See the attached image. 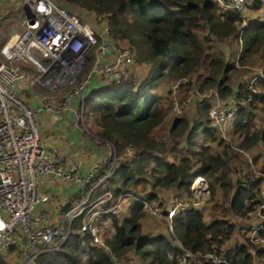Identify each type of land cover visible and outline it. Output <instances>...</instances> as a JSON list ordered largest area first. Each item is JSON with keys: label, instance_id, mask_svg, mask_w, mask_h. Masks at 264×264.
<instances>
[{"label": "trees", "instance_id": "1", "mask_svg": "<svg viewBox=\"0 0 264 264\" xmlns=\"http://www.w3.org/2000/svg\"><path fill=\"white\" fill-rule=\"evenodd\" d=\"M64 1L82 7V11L104 15L105 18H99L107 22L111 37L126 40L135 50L136 63L147 64L148 71L139 82L133 76H127L119 83L99 87L85 97V112L98 119L100 130L97 134L111 140L118 152H123L128 145L135 149L133 157L122 159L106 185V190L115 197L123 192L132 196L127 198L131 202L129 215L120 221L119 211L112 218L113 234L102 233L108 250L94 244L89 233L86 236L72 234L62 251L42 254L36 262L112 264L111 255L122 257L134 251L147 264H179L181 248L174 246L166 235L142 232L140 220L145 211L140 200H157V191L169 187L183 189L191 195L193 181L203 177L209 181L208 189L212 196L217 183L222 187L224 198L234 187L228 205L222 204L220 209L246 219L251 218L248 212L260 202L262 176L248 169V174L233 181L230 173L234 171L228 166L229 160L222 157L223 154L233 157L228 154L227 145L222 152L213 153L204 144L206 140L217 141L218 138L209 125V102L201 100L195 115L187 118L171 113V90L165 105L161 103L162 96L154 89L164 76L188 77L184 86L186 84L187 88L199 91L214 87L222 100L232 95H243L244 83L238 84L237 91L233 92L231 78L238 66L248 63L253 55L261 53L264 59V23H251L238 30L237 26L243 22V10L222 12L214 0ZM260 5L246 9H256ZM234 37L240 50L238 66L234 62L226 63L223 53L216 49L217 43ZM197 68H204L206 74L194 76ZM258 87L262 94L255 95L254 103L248 109L236 111L232 118V132L238 133L237 145L240 148H250L260 140L264 142V128H255L252 122L256 103H264V81ZM179 95L187 96L181 91ZM260 109L264 111V104ZM169 114L175 116L169 127V139H158L155 130ZM218 143L224 144L220 139ZM141 181L150 182L152 191L143 194L132 192L133 185ZM199 181L196 185L200 184ZM69 206L67 204L65 209ZM76 223L79 224V219ZM235 230L234 222L226 218L216 217L209 223L205 222L202 213L193 207L172 218V234L180 241L181 247L195 254L207 252L212 243L216 244V252H220L223 245L230 243ZM249 231L241 242L226 249L229 264L264 263V244L248 238ZM258 236L264 237V226L258 230ZM198 261L214 264L202 256ZM0 264H9L2 255Z\"/></svg>", "mask_w": 264, "mask_h": 264}, {"label": "built area", "instance_id": "2", "mask_svg": "<svg viewBox=\"0 0 264 264\" xmlns=\"http://www.w3.org/2000/svg\"><path fill=\"white\" fill-rule=\"evenodd\" d=\"M214 1L222 12L242 11L264 2ZM20 7L21 18L16 31L0 47V255L10 250L20 256L22 264H37L40 255L62 251L72 234L86 236L87 233L94 244L108 250L102 233L114 228L113 216L119 213L122 203L132 197L127 192L115 197L106 190L107 181L119 166L116 146L111 140L92 134L100 156L82 175L75 165L67 166L58 160L52 147L44 146L37 133V119L42 111L58 112L75 101L77 122L88 132L84 120L85 89L95 81L99 88L133 76L138 70L137 65L134 69L135 50L112 38L106 21L99 18V23H92L83 13L55 0H21ZM28 77L35 79L52 96H36L39 101L35 105L27 104L22 99V91L31 89ZM186 80L179 79L170 89L174 113H180L191 99L175 98ZM262 81L264 68L261 66L244 79L243 95L222 100L214 92L217 97L208 119L219 139H226L227 127L235 112L248 109L254 103ZM123 152L130 157L135 155L131 145ZM242 153L250 158L246 151ZM46 176L77 183L74 198L63 210L59 223H44L42 214L34 213L35 204L46 199L41 198L38 191V185ZM261 176L260 202L248 212L260 219L249 231L248 238L264 244V237L258 236V230L264 226V173ZM140 201L146 211L164 218L170 231L173 216L190 207L181 198H173L167 209ZM180 248L182 264H191L197 255L214 264H229L226 252H216L215 243L203 254ZM111 258L112 264H127L118 256L111 255Z\"/></svg>", "mask_w": 264, "mask_h": 264}, {"label": "crops", "instance_id": "3", "mask_svg": "<svg viewBox=\"0 0 264 264\" xmlns=\"http://www.w3.org/2000/svg\"><path fill=\"white\" fill-rule=\"evenodd\" d=\"M20 2L21 0H0V20H1V17H2V21L8 19L11 15L10 10L14 9L17 6V4L20 5ZM262 8H264V2L256 9L259 10ZM249 10H252V9H249ZM81 12L84 13V11H81ZM246 14L247 13L245 12L243 16H245ZM225 48L228 50V53H229L230 48L228 47V45H226ZM237 49L238 47H236V50ZM258 63H260V61ZM137 67H138V70L136 73L138 75L141 73L139 70L141 67H144V68L146 67L148 69L147 64H144V63L137 65ZM246 75L247 73L241 74L240 78L237 79V82L235 83L234 86H233L232 79H231V85H232L233 92L237 91L239 85L242 84L243 80L249 76V75L247 76ZM145 77L146 76L144 75V77L142 78L144 79ZM95 82L90 84L89 87L85 89V92H84L85 96L89 95V93L92 92L93 90L98 89L96 86H99V83H95ZM24 91H22V99L27 104L35 105V103L39 101V99L36 97L37 95L34 92H30L29 90L27 95L26 94L23 95ZM168 91L169 90H167V92L164 94L162 98L167 97ZM29 92L31 93L30 95H29ZM46 92L48 93L49 91L46 90ZM158 94L161 95L160 93ZM197 106L198 105L192 106V108H194L193 116L195 115ZM46 113H50V114H46ZM255 116H257V120L255 118V121L258 123V127H259L261 125L259 124L258 119L259 120L264 119V112L259 110V112H255ZM94 117L95 116H92V114L89 116V121H88L89 131L87 132L84 129H82L77 122L76 103L75 101H73L66 109H63L58 112L42 111L40 112L38 119H37V133L40 139L42 140L44 146L52 147V149L55 150L58 160H60L63 164L67 166L75 165L77 168V171L82 175L85 173V171L89 170L97 162L100 156V153L97 149V146L92 136V134H97L100 130V126L98 125L97 122L94 121ZM170 117H171V114H169L165 118L164 122L167 121V119ZM230 131H231V128H230ZM235 134L238 135V133H235ZM234 137L237 139V143H238L239 137L237 138L235 135ZM204 144L208 145L211 148V151L213 153L223 151V147L222 148L220 147L222 145L218 143V140L214 141V140L209 139V140H206ZM247 150L253 156H256V157H254V161L252 162L250 167L243 168V167H239L238 165L236 166L237 169L231 167L232 170H234V172L236 171L237 174L242 175L246 171H248V169L261 171L260 167L263 166L264 168V142L260 140L256 142L255 144H253L250 148H247ZM248 161L251 162V157L248 158ZM246 165L249 166L248 163H246ZM233 173L231 172L230 175L233 177L232 180L235 181L236 177L234 176ZM198 179H200L202 182L199 181L200 184L198 187H196L195 185ZM76 187H77V183L74 181H66L58 177L46 176L41 181V184L38 185V191H39L41 198L46 197V199L39 200L35 204L34 213L36 215L42 214V218H43L42 222L44 223L61 222L62 212L67 206V204H69V202L74 197ZM231 188L232 189L228 190L229 196L227 195L226 197V200L228 202L234 192V189H233L234 187H231ZM132 189L135 190L137 194H143L146 191L152 190V187H151L150 182L141 181L133 185ZM162 192L169 195L167 198V202L165 203H163L162 199L160 198ZM178 193L181 194L184 199H188L191 201V202H188L190 204V207L198 209L202 213L203 219L205 222L209 223L216 217L227 219V217L218 215L219 208L217 206H219V204L224 201V197L222 196L223 190H222V187L218 183L215 185V192L213 196L210 194V191L208 189L207 180L203 177H197V179L193 181L191 185V195L189 196L186 194V192L183 189H177L175 187L161 188L157 191L159 202H155V203L159 206H163L164 208L166 207L168 208V206H170L173 202V197L175 196V194H178ZM194 193H197V194L194 195ZM192 197H195V198H192ZM209 199L211 200L209 201ZM130 204L131 202L129 200H125L122 203L121 205L122 210L120 209V214L118 216L120 221L129 215ZM227 205L228 204L226 203L225 206ZM146 214L149 215L148 213H145V215ZM249 216L252 217V215L250 214ZM145 218L146 217L140 220L142 232L149 233V234H155V233L165 234L162 232V230L167 231V226L165 224L163 225L165 229H162L161 232H153L148 228H144L143 220ZM158 219H161V218L158 217ZM113 232H114V228H111L109 234L111 235L113 234ZM171 234H172V231H171ZM172 236L174 237L175 240L169 238V241L174 246H177L180 248L181 247L180 241L176 238L175 235L172 234ZM132 253L134 252L129 251L126 253L128 254V256L124 257L125 255L124 254L122 257L125 259H131L132 263L136 264L135 259L129 256V255H133ZM10 255H13V253L6 251L2 254V257L6 260L7 258L9 259ZM179 264H181L180 261H179Z\"/></svg>", "mask_w": 264, "mask_h": 264}, {"label": "rangeland", "instance_id": "4", "mask_svg": "<svg viewBox=\"0 0 264 264\" xmlns=\"http://www.w3.org/2000/svg\"><path fill=\"white\" fill-rule=\"evenodd\" d=\"M55 1L61 3L62 5L70 8V9H73L76 12H80L82 14V12H81L82 11V7H79V6L75 5L74 3H68V2H66L64 0H55ZM218 9L220 10L219 7H218ZM245 12L247 14L245 16H243L242 24L237 26L238 30L243 28L245 25L251 24V22H253V23H261V24L264 23V8L259 9V10H257V9H252V10L245 9L242 13L244 14ZM10 14L11 15H10V17L8 19L2 21V17H1V20H0V47L16 31L17 23L19 24L20 18H21V7H20V5L17 4V6L14 9L10 10ZM84 15L85 16L87 15V18L92 23H94V22L99 23L100 22V21H98L99 20V16L100 17H104V15H100V14L97 15V13H95V12H90V11H85V10H84ZM256 25H259V24H256ZM235 38L236 37H234L231 40H228L226 42L217 43L216 44V49L223 53L224 60H225L226 63L234 62L238 66L237 59H238L240 50H239V48L236 50V40H235ZM225 40H227V39H225ZM239 41H240V39L238 40V43H239ZM119 42L122 43V44H129L127 41H119ZM226 45H228V47L230 48V50H229L230 52L229 53H228V50L225 48ZM89 55L91 57V52L89 53ZM262 55H261V53H257V54L253 55L250 58L248 63H246L244 65H241V66H238L237 70H235L233 72V75H232V78H231L233 86L237 82V79L240 78L241 74H244V73H247V75L252 74V73L256 72L258 67L264 66V59L262 58ZM259 61H260V63H258ZM136 65H139V64L138 63L135 64V62H134V69H135ZM85 70L86 69H84L83 72ZM139 70L141 72L139 75L136 73V70L134 71V75H133V77L137 79V82H139V80H141L142 77H144V75L147 76V71H148V69L146 67L145 68L141 67ZM199 74H206L205 69L204 68H197L194 71V73H193L194 76H198ZM181 78L184 81L186 79H188V77H181ZM181 78H177L176 79V78H173L172 76H164L159 81V84L156 87L155 91L160 93L162 95V97H163L164 94L167 92V90H170L171 87L174 84H176V82L179 79H181ZM28 80H30V77H28ZM29 85H30V88H31L30 92H34L37 96H40V97H50V96H52V94H50V92L47 93L46 92L47 89H44L42 86H40L35 81V79L30 80L29 81ZM180 91H181V93L185 92V94H187L186 97H191V102L189 101L188 106L184 107L182 109V112L179 113L180 116L181 115L182 116H186L187 118H190V117L193 116L194 108H192V106L199 105L201 100H206L212 106L215 98L217 97L214 94V92H216V88H214V87H210V88H208V89H206L204 91H199L196 88H187L186 84H185V86L183 84V85L180 86V88H179V90H178V92H177V94L175 96V98L179 99V100L186 98V97H181L179 95ZM30 92H29V95L31 94ZM260 93L262 94L261 89H260ZM25 94L27 95L28 92L24 91L23 95H25ZM171 95H172V93H171ZM169 96H170V93H169ZM172 97H173V95H172ZM166 99H167V97L162 98L161 103L166 105L167 104L166 101H165ZM171 100H172V98H171ZM263 104L264 103H259V102L256 103V107L254 109L255 112H259V110H261L260 108L263 106ZM170 106H171V101H170ZM171 113L174 114L172 111H171ZM90 115H91V113H86L85 112L84 120H85V124H86L85 126H87V127H88V121H89V116ZM92 116H94V115L92 114ZM174 117L175 116L171 115V117L168 118L167 121L163 122L155 130V135H156V137L158 139H160V138L164 139V140H168L169 139L168 131H169V127H170V125L172 123V119ZM255 118L257 120V116L254 115L252 122L254 123L255 128H264V119L263 120H259L258 119V122L261 125V126L258 127V123L255 121ZM233 119H234V117H233ZM233 119H231L232 121L230 120L231 122H230V124L227 127L226 139H224V140L220 139V140H222V143L224 142L223 146H220V147L221 148L223 147V149H224V145H227V147H228V151L227 152H228L229 155H232L233 157L228 158V155H225V154H223L222 157L227 159V160H229V163H228L229 167H233L235 169H237L236 168L237 165L239 167H243V168L250 167L252 162L254 161V157H256V156H253L250 152H248L247 149L238 147L237 139L234 137V135H235L238 138V135L234 134L233 132L231 133V131H233V127H234ZM94 121L98 122V119L96 117H94ZM230 128H231V131H230ZM217 140H219V139L217 138ZM242 151H246L247 152V154L251 157V162L248 161V157L245 154H243ZM119 154H120L119 160H118L119 163L125 157L128 158V159L131 158L130 156L126 155L125 152H119ZM246 163H248L249 166H247ZM260 169H261V171L252 170V172L256 173L258 175H261L262 173H264L263 166L260 167ZM230 170H232V169H230ZM233 174H234V176L236 178L241 176V174H237L236 171ZM244 174H248V171H246ZM207 182H209V181L207 180ZM198 185H195V186H198ZM150 191H152V190H150ZM132 192L135 193L136 191L132 189ZM196 194L197 193H194V195H196ZM168 196H169L168 194L162 192L160 198L162 199L163 203L167 202ZM173 198L184 199L183 196L181 194H179V193L175 194V196ZM192 198H195V197H192ZM158 199L154 200V204H156L155 202H159ZM184 200L187 201V202H191L188 199H184ZM210 200L211 199H209V201ZM226 203L228 204V201L226 200V198H224V201L222 203H220L219 206H217L219 208L218 209V215H220V216L222 215L224 217H227V220L229 222H234V224L236 226V230H235L236 233L233 235L230 243L225 244V245H223L221 247L220 250L221 251H225V252H226L227 248L231 247V245H235L236 243L241 242L242 238L247 236V232L249 231L250 226L252 225L251 223L254 222L255 224H257L259 222V219H260L259 217L254 216V215H252L251 218L241 219V218L233 215L232 213H229V212L224 213L223 210L220 209L221 208L220 205H222V204L225 205ZM120 209L122 210V208H120ZM143 210L145 211V213L149 214V215L146 214L144 216V217H146L143 220L144 228H148V229H150L153 232H161L162 229H165V227L163 226L165 224L167 226V231L166 230H162V232L165 233L164 235L167 236L168 240H169V238L174 239V237L171 234V231L168 228V223H167V221L164 218L159 217L161 219H158V217H155L154 214L152 215L151 212L146 211L144 208H143ZM254 225H252V226H254ZM7 252L13 253V255H10L9 259L7 258L5 260L6 262H8L9 264H22V259L20 258V256L17 253L12 252L10 250L7 251ZM134 253H132L133 255H129V256H131L132 258L135 259L136 264H147V261H145L144 259L140 258V256L138 254H136V253L134 254ZM125 256H128V254H125L124 257ZM199 256L200 255H197L196 258H193V260L191 261V264H199V263L201 264V262L198 261ZM119 259H121L123 262H125L127 264H133L131 259H125L123 257H119ZM179 261H180V259H179Z\"/></svg>", "mask_w": 264, "mask_h": 264}, {"label": "clouds", "instance_id": "5", "mask_svg": "<svg viewBox=\"0 0 264 264\" xmlns=\"http://www.w3.org/2000/svg\"><path fill=\"white\" fill-rule=\"evenodd\" d=\"M119 41V40H118ZM123 41H126V40H123ZM263 68H264V66H262ZM242 83H244V80H243V82ZM86 97V96H85ZM150 202V201H149ZM152 203H153V201H151Z\"/></svg>", "mask_w": 264, "mask_h": 264}, {"label": "bare ground", "instance_id": "6", "mask_svg": "<svg viewBox=\"0 0 264 264\" xmlns=\"http://www.w3.org/2000/svg\"><path fill=\"white\" fill-rule=\"evenodd\" d=\"M199 186V185H198ZM198 186H196V187H198ZM201 187V186H200ZM193 188V187H192Z\"/></svg>", "mask_w": 264, "mask_h": 264}, {"label": "water", "instance_id": "7", "mask_svg": "<svg viewBox=\"0 0 264 264\" xmlns=\"http://www.w3.org/2000/svg\"><path fill=\"white\" fill-rule=\"evenodd\" d=\"M46 114H50V113H46Z\"/></svg>", "mask_w": 264, "mask_h": 264}]
</instances>
